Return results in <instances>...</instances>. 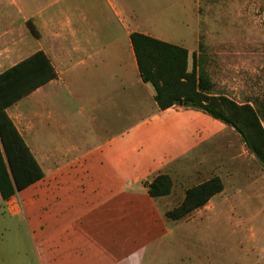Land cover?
I'll return each mask as SVG.
<instances>
[{
	"label": "crops",
	"instance_id": "obj_1",
	"mask_svg": "<svg viewBox=\"0 0 264 264\" xmlns=\"http://www.w3.org/2000/svg\"><path fill=\"white\" fill-rule=\"evenodd\" d=\"M184 15L185 0H0V74L41 52L57 75L5 110L43 177L0 197V222L19 218L39 264H153L169 248L174 264H201L172 238L169 196L150 198L144 183L224 125L161 111L130 40L195 52Z\"/></svg>",
	"mask_w": 264,
	"mask_h": 264
},
{
	"label": "rangeland",
	"instance_id": "obj_2",
	"mask_svg": "<svg viewBox=\"0 0 264 264\" xmlns=\"http://www.w3.org/2000/svg\"><path fill=\"white\" fill-rule=\"evenodd\" d=\"M184 17L185 32L192 29L186 41L197 44L189 53L190 68L196 54L212 93L237 104L263 102L264 0H185ZM174 134L170 136L176 138ZM161 173L173 183L162 208L172 238L201 264H264V168L232 128H219L214 138ZM214 177L226 188L221 198L181 220L165 217L181 204L186 190ZM220 200L229 204L218 207ZM5 215L0 222V264H39L31 233L18 217ZM173 252L169 248L153 264H174Z\"/></svg>",
	"mask_w": 264,
	"mask_h": 264
},
{
	"label": "trees",
	"instance_id": "obj_3",
	"mask_svg": "<svg viewBox=\"0 0 264 264\" xmlns=\"http://www.w3.org/2000/svg\"><path fill=\"white\" fill-rule=\"evenodd\" d=\"M28 27L38 36L31 23ZM131 44L138 72L143 83L152 87L154 101L161 111L178 107L201 111L210 118L232 128L255 159L264 168V101L237 104L224 95L212 93L213 85L207 73L198 66L196 54L141 34H131ZM47 58L38 52L0 74V197L9 200L43 177V173L6 115V108L56 79ZM172 180L160 173L146 182L150 198L170 195ZM223 184L211 178L186 190L179 206L165 213L178 221L203 208L217 194Z\"/></svg>",
	"mask_w": 264,
	"mask_h": 264
},
{
	"label": "water",
	"instance_id": "obj_4",
	"mask_svg": "<svg viewBox=\"0 0 264 264\" xmlns=\"http://www.w3.org/2000/svg\"><path fill=\"white\" fill-rule=\"evenodd\" d=\"M179 107H182V103L179 104Z\"/></svg>",
	"mask_w": 264,
	"mask_h": 264
}]
</instances>
